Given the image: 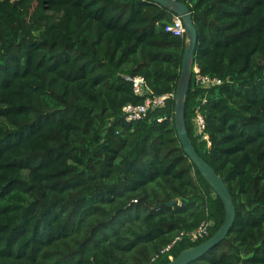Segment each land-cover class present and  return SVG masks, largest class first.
Wrapping results in <instances>:
<instances>
[{"label": "trees", "instance_id": "1", "mask_svg": "<svg viewBox=\"0 0 264 264\" xmlns=\"http://www.w3.org/2000/svg\"><path fill=\"white\" fill-rule=\"evenodd\" d=\"M192 65L222 83L185 96L188 135L235 217L188 264H264V0H181ZM146 0H0V264H165L210 238L223 203L184 153L174 97L135 122L125 76L173 93L185 37ZM205 140L193 134L201 95ZM211 221L208 235L180 233ZM158 257L154 260L156 255Z\"/></svg>", "mask_w": 264, "mask_h": 264}, {"label": "water", "instance_id": "2", "mask_svg": "<svg viewBox=\"0 0 264 264\" xmlns=\"http://www.w3.org/2000/svg\"><path fill=\"white\" fill-rule=\"evenodd\" d=\"M166 7L173 14L180 17L185 29V43L181 58V72L175 90L174 122L178 139L181 143L184 153L193 162L205 181L214 190L223 203L225 217L218 230L207 240L198 245L183 249L176 257H173L165 264H188L205 254L210 248L222 241L234 221L235 208L232 195L221 176L202 159L188 135L184 116L185 96L189 90L191 82V67L193 54L196 46L197 32L189 8L180 0H146Z\"/></svg>", "mask_w": 264, "mask_h": 264}, {"label": "built area", "instance_id": "3", "mask_svg": "<svg viewBox=\"0 0 264 264\" xmlns=\"http://www.w3.org/2000/svg\"><path fill=\"white\" fill-rule=\"evenodd\" d=\"M181 1V0H180ZM166 30L170 31L174 36L185 37V29L182 20L179 16L173 15L170 24L166 26ZM193 77V82L196 87L202 90H208L213 86L219 85L222 83V80L215 76H209L207 74L200 73L198 66L192 65L191 67V79ZM125 78L131 82L133 93L137 96L143 97V101L140 104H131L128 103L122 107L123 118L128 122H135L141 120L147 116V114L154 110L155 108L161 107L164 105L165 101L169 98L174 97L173 93H165L161 95H153L151 90L145 83V80L142 76H125ZM201 95L198 98L197 105L195 107V115L192 118L193 134L196 137H199V140L207 141L209 145L207 134L205 133V122L204 117L200 111L201 105L205 102V96ZM211 221H203L196 229L187 232L180 233L176 238L168 244L166 247L160 250V254H165L173 246L174 242L180 240L182 237H188L191 241L204 238L208 235L209 224ZM158 254L152 258L156 259ZM169 260L173 257L168 255Z\"/></svg>", "mask_w": 264, "mask_h": 264}, {"label": "rangeland", "instance_id": "4", "mask_svg": "<svg viewBox=\"0 0 264 264\" xmlns=\"http://www.w3.org/2000/svg\"><path fill=\"white\" fill-rule=\"evenodd\" d=\"M170 24V23H169Z\"/></svg>", "mask_w": 264, "mask_h": 264}]
</instances>
